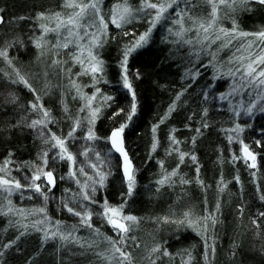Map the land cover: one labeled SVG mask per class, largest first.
<instances>
[{
	"label": "trees",
	"instance_id": "trees-1",
	"mask_svg": "<svg viewBox=\"0 0 264 264\" xmlns=\"http://www.w3.org/2000/svg\"><path fill=\"white\" fill-rule=\"evenodd\" d=\"M63 3L64 0H0V16L4 20L0 23V48H7L8 53L7 60L0 57V166H5L8 178L20 180L21 184L31 183L29 178L38 166L52 169L57 178L51 191L42 177L36 181L47 194L46 201L30 188L14 193L11 206L17 211L8 215L3 214L8 201L0 192V264H109L97 253L110 255L111 245L104 237L119 240V234L101 215L105 201L111 206L123 205L124 214L138 218L128 233L135 240L128 239L122 245L132 253L134 264H183L188 252L192 254L190 264H264V217L259 216L264 212V200L260 199L264 195V88L243 81L239 72L234 77L222 75L239 66L228 61L243 41H233L231 47L217 51L219 42L210 48L207 42L204 46L195 43L193 29L183 39L194 42L183 43L173 34L179 30L174 23L177 13L204 16L210 6L205 0H177L167 18L152 30L148 42L129 56V90L123 82L122 53L149 28L150 15H136L120 28L108 24L105 42L96 50L104 62V71L97 74L98 82H94L90 75H77L82 69L71 59L70 54L76 51L74 45L68 49L53 47L55 33L44 37L48 43L42 41L41 48L35 46L42 35L39 25L48 23L37 20V14H66L70 10L64 9ZM117 3L118 0H103L100 7L106 20ZM129 3L134 9L140 6V0ZM234 7L235 11L221 10L218 27L230 29L235 20L240 31L254 33L264 29V5L249 0L247 5ZM185 27H191L187 17ZM64 35L62 32L61 40ZM81 43L87 44L88 37ZM212 53H216L215 59ZM57 60L60 63L54 64ZM17 70L36 89L39 103L49 111L53 122L48 129L65 138L66 143L77 120L80 126L73 136L87 139L83 123H88L90 115L88 109L81 111L86 101L71 81L88 96L100 89L93 102V108L100 111L91 124L97 138L90 153L107 178L103 186L95 185V193L88 189L95 203L78 201L79 187L68 175L67 162L58 157L51 142H44L39 127L29 126L41 116L31 108V103L37 102L36 94L23 83H13L18 80ZM234 85L237 91L233 93ZM222 95L227 98L222 99ZM133 102L136 111L131 114ZM173 104L175 109L169 112ZM248 107H252L251 114L246 111ZM130 114L132 118L128 120ZM121 125H125L124 146L134 164L135 188L131 196L127 195V180L120 171V158L108 141L111 130ZM237 125L243 131L233 132ZM44 135L50 133L44 130ZM173 137L178 144L173 143ZM229 137L234 139L230 141ZM241 140L257 155L256 169H249L242 158L233 159L234 155L242 156ZM153 143L157 145L155 150ZM45 152L47 165L43 163ZM181 152L188 154L183 163L179 159ZM193 155L195 161L191 159ZM6 160L10 161L7 165ZM174 169L178 174L168 184L157 183ZM181 177L191 183L181 184ZM65 204L82 213L91 211L92 229L83 226L80 217L68 212ZM41 207L45 213L34 211ZM21 209L23 214L18 211ZM185 211H191L193 218L207 212L217 216L215 228L208 233V243L215 245V254L210 252L207 261L204 238L192 228L161 219L169 216L178 220ZM47 223L56 228L46 227ZM94 229H99V234ZM53 231H72L80 243L62 240L59 235L52 237ZM85 242L99 246L89 248ZM156 246L161 251L152 253ZM165 250L171 256H164Z\"/></svg>",
	"mask_w": 264,
	"mask_h": 264
},
{
	"label": "snow or ice",
	"instance_id": "snow-or-ice-1",
	"mask_svg": "<svg viewBox=\"0 0 264 264\" xmlns=\"http://www.w3.org/2000/svg\"><path fill=\"white\" fill-rule=\"evenodd\" d=\"M103 0H64L63 8L70 10L66 14L62 12H54L51 14H45L43 12L37 14V20H47V24H40L39 28L42 30V35L36 39L35 46L37 48L42 47L43 43H48V41L44 40V37L48 33H55L56 34V43L53 45L55 48H63L68 49L70 45H74L76 51L71 53V59L74 63L79 64L81 66L82 71L77 73L78 76L80 75H90L94 82H98L97 74L103 73L104 71V62L98 57L96 52L97 49L103 46L105 40L104 38L107 36V28L108 24L111 23L115 25L117 28L122 27L123 24L130 23L132 19L135 18L136 15L143 14V15H150L149 20V28L141 35H139L138 39H136L131 46L125 48L122 53L123 59L121 61V68L123 70V82L124 86L131 90V84L129 83L128 76H127V62L129 56L136 51V49L143 47L149 40L150 34L152 30L156 27V25L166 19V14L169 12L170 9L173 8L174 5L177 4V0H140V6L137 8H133L129 3V0H118V3L113 6L110 10V15L108 19H105V16L101 12L100 5L102 4ZM261 5H264V0H255ZM205 3L210 6V11L207 12L204 16H193L188 15V12L177 13L178 18L174 21L176 25L179 26V30L174 32L173 34L180 38L185 44H192L194 41L193 39L184 40V35L186 32L195 30V43H198L202 46L206 44L207 47H211L214 44H218L217 51H222L225 48H229L232 46L233 41H243L240 43V47L236 49V53H234L230 58L228 63L232 64L235 63L239 65L235 71L231 68L226 72L222 73V75L227 76H235L237 72L241 74V79L246 81L249 84H254L257 88H264V29L249 33L245 31L238 30V26L236 25L235 20H233V26L229 28L218 27L220 17V12L223 9H227L230 11H235V5H247L249 0H205ZM191 21V27H185V18ZM23 19V17L21 18ZM90 20L91 23H87ZM3 16H0V23H3ZM54 25V26H50ZM90 28L95 29V31H89ZM81 29H83V33H81ZM171 32L172 30L169 29ZM64 32L66 35L63 36V40L60 39L61 33ZM128 33H125L127 35ZM85 37H88V43L84 44L81 41L84 40ZM251 37L252 39H247ZM258 49V51H257ZM246 53V54H245ZM213 58L215 59L216 53H212ZM0 57L4 59H8L7 48H0ZM8 63L11 64V60H8ZM54 64H59L60 61H53ZM242 70V71H241ZM16 75L18 77L17 81H13V83H23L26 87L29 88L34 94H36V89L32 88V85L29 81L25 78V76L21 75L20 72L17 70ZM72 87L76 89L77 93L79 94L81 99L86 101L84 107L81 108V111L88 109L90 111V115L88 117V123L94 124L95 119L100 111L99 108H93V102L96 99V94L100 92V89L97 88L96 92L93 93L91 96H88L81 92L80 86L76 84L73 80L71 81ZM237 91L236 86L234 85L232 88V92L234 93ZM231 94V93H229ZM133 101L135 100V93H132ZM179 99V95L176 97ZM222 99H226V96L221 97ZM264 98V97H262ZM104 100L111 99V97H103ZM36 101L31 103V108L33 111H36L40 114L41 118L35 119L29 125L32 128H40V135L44 139L45 143L51 142L52 149H59L57 153L60 159H66L72 162L75 165V157L71 152L68 151L66 147L65 138L60 137L55 132H52L51 129H48V124L52 123V118L47 109L44 108L42 103H39L40 96L36 94ZM254 107V105L252 106ZM252 107L247 108V112L251 114ZM175 109V104L170 106L169 112ZM67 111V109H65ZM136 111V104L135 102L131 105V114H134ZM264 111V108L261 109ZM128 115L127 119L131 120L132 115ZM163 122V120L161 121ZM80 126V121H75L74 127L71 131H69L68 136L71 137L76 130V127ZM207 125H205L206 127ZM125 129V125H121L120 127L114 129L111 132L109 140L111 142L112 148L115 149L123 157V171L124 176L127 180V195L131 196L133 194V190L135 188V175L134 169L132 167L131 161L128 157L127 152L124 148L123 142V132ZM44 130L50 133V135L45 136ZM155 131V128H153ZM199 131V130H197ZM233 132L239 133L243 131V129L237 125L236 128L232 129ZM89 140H94L95 137L92 128L88 129V137ZM234 137H229V140L232 141ZM174 144H178L179 141H176L175 138H172ZM242 148V156L237 157L233 156V159H243L249 169H256L257 168V155L250 150L247 144H244L243 141H240ZM259 144V141H257ZM156 143H153V150L156 148ZM174 151H179V149H174ZM87 153H85L86 155ZM188 155L187 153H180L179 159L180 163L184 162L185 156ZM96 156L99 157L100 153H96ZM44 161L43 163L47 165V157L48 153H44ZM55 158V157H54ZM193 161L196 160V157L193 155L191 156ZM5 165L10 163V161H5ZM92 168L96 169L97 165L91 164ZM161 166H163V162H161ZM81 173H84V169L81 167L79 169ZM197 172L199 169L197 168ZM0 173H5L4 175H0V190L7 193L9 196L12 192L21 190L23 188H30L33 189L36 193L42 195L44 200L48 199L47 194L41 188V185L36 183L39 181L43 176L46 178L47 182L51 186H55L56 179L53 175L52 171H45L43 167H37L32 176H31V183L29 184H21L20 180L15 178H8L6 174V168L0 167ZM87 175L86 173H84ZM178 173L174 169L170 173L162 176L157 183L161 186L168 184L171 181V178L176 176ZM76 173L71 172L70 176L75 177ZM98 179H94L93 177L89 176L88 181H85L80 188V192L78 193L79 197L83 201H91L95 203L92 196L90 195L87 189L91 190V193H95L96 191V184L103 186L106 178L107 173L97 171L96 173ZM255 175V173H253ZM237 182H239V177H235ZM197 182L203 185V181L197 178ZM77 184H80V181H76ZM181 184H188L191 183L190 180L184 179L181 177L180 179ZM221 184H223V179H221ZM51 191V188L48 189ZM220 191H223V187L220 188ZM261 200H264V195L260 196ZM8 209L7 212H4V215H8L9 213H13L14 208L11 206V200H8ZM67 211L72 213L73 215L80 217V222L83 226L92 229L91 224V217L92 212L85 210L83 213L81 211H76L74 207H68L65 204ZM123 205L119 206H111L108 205L107 201H105L103 206V211L101 215H103L107 223L111 225L116 232L119 234V240H114L111 237H104L107 240L108 244L111 245L110 248V255L106 254L105 252L97 253L98 256L102 257L105 260L109 261V264H134L132 253L126 251L122 245L127 243L128 239L135 240V237H129L128 233L132 231L133 226L138 223V218L133 215H126L123 212ZM219 203L216 204V212L219 211ZM23 214V210H18ZM34 211H38L40 213H45V208L41 207L39 209H35ZM259 216L264 217V212L259 213ZM164 223H175L180 226H186L188 228H192L194 231L197 232L205 240V252H204V259L205 261L209 258V253L211 252L212 255L215 254V245L209 244L208 240L211 238L208 236L210 228L214 229L217 223V216L215 212H207L205 215H202L197 218H193V214L191 211H185L182 215L181 219L173 220L169 216H165L161 218ZM42 223V222H39ZM253 224L259 227V224L256 220H253ZM75 229L73 228V231ZM94 232L99 234V229H94ZM52 237L57 235L60 236L62 240L68 241L72 240L76 243H80V238L73 236L72 231H69L67 234L53 232ZM87 247H98L99 245L95 242L88 243L85 242ZM82 247L85 245L82 244ZM160 246L153 247L151 249L152 253L160 252ZM164 256H171L169 252L166 250L162 253ZM188 259L183 261V264H190L192 260L191 252L187 253ZM152 264H156L155 261H152Z\"/></svg>",
	"mask_w": 264,
	"mask_h": 264
},
{
	"label": "rangeland",
	"instance_id": "rangeland-1",
	"mask_svg": "<svg viewBox=\"0 0 264 264\" xmlns=\"http://www.w3.org/2000/svg\"><path fill=\"white\" fill-rule=\"evenodd\" d=\"M83 125L87 128V132H88V129L89 128H92V125L87 123L85 125V123H83ZM77 128V127H76ZM86 137H88V134L85 135ZM69 141L68 143H66V147L68 148V151L71 152L73 154V156L75 157V165L72 164V162L64 159L67 164H68V175L70 177V173L71 172H75L76 174H78V177H73L75 181L79 180L80 181V184H78V187H79V192H80V188H81V185L85 182V181H88V177L91 176L93 177L94 179H98L96 173L97 171H101L100 170V167L99 165L95 162V160L91 157V153H90V146L91 144L94 142L93 140H89L88 138L87 139H80L78 136H71V137H68L67 138ZM66 141V140H65ZM69 142H72L73 144H69ZM71 145V146H70ZM57 151L59 152V149H57ZM85 153H87L85 155ZM91 164H95L97 165V168L94 169L92 168L90 165ZM0 167H5L4 165L0 166ZM83 168L84 169V173H86L87 175H85L84 173H81L79 171L80 168ZM44 170L45 171H52L53 174L55 175L54 171L52 169H46L45 166H43ZM5 173H1L0 175H4ZM7 174V173H6ZM68 175L66 174V178L68 179ZM43 178V176H42ZM55 179H56V182H57V178H56V175H55ZM29 180L31 181V177L29 178ZM44 180V179H43ZM88 183H91V181H88ZM88 190V189H87ZM1 194L4 195L3 197H5L6 199H4V201H8L9 199L11 200V196L14 194V193H17L19 192L18 190L17 191H14L11 193V195L9 196L7 193L3 192L2 190H0ZM80 203H81V200H80V197H79V200H78ZM8 203V202H7ZM79 206V205H77ZM43 222L44 221V218L42 219ZM39 222H42L41 220H38ZM42 222V223H43ZM54 224H50V223H47L46 224V227H51L53 226ZM51 228H56L55 227H51ZM54 232V231H53ZM119 236V235H118Z\"/></svg>",
	"mask_w": 264,
	"mask_h": 264
},
{
	"label": "water",
	"instance_id": "water-1",
	"mask_svg": "<svg viewBox=\"0 0 264 264\" xmlns=\"http://www.w3.org/2000/svg\"><path fill=\"white\" fill-rule=\"evenodd\" d=\"M114 129H116V128H114ZM114 129H113V130H114ZM113 130H111V132H112ZM111 132H110L109 135H108V141H109V144H110V146H111V148H112L111 142H110V140H109V137H110V135H111ZM123 142H124V139H123ZM124 148H125V146H124ZM112 149H113V148H112ZM113 151H114V152L119 156V158H120V171H121V174L123 175V177L126 179V177L124 176V171H123V163H124V161H123V157H122L118 152H116L115 149H113ZM125 151L127 152L126 149H125ZM127 154H128V152H127ZM128 157H129V159H130V161H131L132 167L134 168V164H133V162H132V160H131L129 154H128ZM53 175H54V174H53ZM54 177H55V175H54ZM43 179H44L45 183H46L50 188H53V187H54V186H51V185L48 184L46 178L43 177ZM55 184H56V183H55Z\"/></svg>",
	"mask_w": 264,
	"mask_h": 264
}]
</instances>
